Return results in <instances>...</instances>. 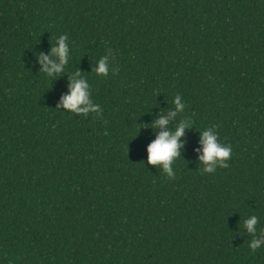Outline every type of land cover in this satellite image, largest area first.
Returning <instances> with one entry per match:
<instances>
[{
	"label": "trees",
	"instance_id": "1",
	"mask_svg": "<svg viewBox=\"0 0 264 264\" xmlns=\"http://www.w3.org/2000/svg\"><path fill=\"white\" fill-rule=\"evenodd\" d=\"M61 34L48 78L37 54ZM77 70L99 114L56 108ZM177 94L185 111L154 126ZM184 117L169 177L146 146ZM213 125L231 154L204 173ZM250 215L259 235L264 0H0V264H264Z\"/></svg>",
	"mask_w": 264,
	"mask_h": 264
},
{
	"label": "clouds",
	"instance_id": "2",
	"mask_svg": "<svg viewBox=\"0 0 264 264\" xmlns=\"http://www.w3.org/2000/svg\"><path fill=\"white\" fill-rule=\"evenodd\" d=\"M70 54L69 42L66 34H61L55 39V43L50 49V54L38 53L37 59L41 63L42 73L46 77L52 76L54 73L61 72L63 66L68 62ZM109 55L101 56L97 59L94 71L97 75L106 76L109 71ZM174 107L165 115H160L153 121L154 126L167 125L169 119L176 117L185 111V104L180 95H175L172 99ZM83 105V107H78ZM63 108L66 111L79 114H88L94 112L99 114L102 109L100 105L93 103L89 92V83L79 70L75 71L70 77L68 91L61 96L59 104L56 108ZM190 117L179 119L174 129H165L158 132L155 138L146 146L147 163L159 166L167 176H174L172 167L173 161L180 155V149L183 141L180 139L184 135V129L192 123ZM216 126L204 128L199 131L198 159L203 164L202 171L211 173L219 167H226V161L230 157L231 147L219 141ZM258 217L250 215L243 221V226L247 232L252 235V239L248 242L251 250H256L264 245V229H261L257 235L256 225Z\"/></svg>",
	"mask_w": 264,
	"mask_h": 264
}]
</instances>
